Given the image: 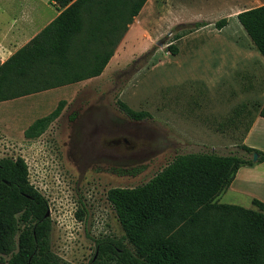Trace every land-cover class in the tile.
<instances>
[{
    "label": "rangeland",
    "instance_id": "374dc122",
    "mask_svg": "<svg viewBox=\"0 0 264 264\" xmlns=\"http://www.w3.org/2000/svg\"><path fill=\"white\" fill-rule=\"evenodd\" d=\"M203 2L147 0L99 76L0 103V158L26 164L28 182L47 202L49 250L62 264H87L96 239L122 235L107 190L143 184L179 154L250 157L238 146L264 100V65L247 40L237 35L228 42L230 33L214 28L228 6ZM197 21L205 26L192 29ZM59 100L65 101L60 115L39 137L25 139L24 129ZM116 100L149 118L129 120ZM105 115L115 119L116 134L107 133ZM90 122L97 133L88 136ZM258 135L250 142L264 147V133ZM224 196L254 209L246 195Z\"/></svg>",
    "mask_w": 264,
    "mask_h": 264
},
{
    "label": "trees",
    "instance_id": "16d2710c",
    "mask_svg": "<svg viewBox=\"0 0 264 264\" xmlns=\"http://www.w3.org/2000/svg\"><path fill=\"white\" fill-rule=\"evenodd\" d=\"M145 1L51 0L57 16L0 64V102L99 76ZM236 19L264 61V4ZM224 25V19L214 23ZM167 51L176 53L173 45ZM64 105L59 100L23 137H39ZM115 106L129 120L149 118L120 100ZM257 114L264 118V103ZM238 147L250 157L179 154L143 184L107 190L122 235L96 239L87 264H264V204L252 199L248 209L215 200L240 167L253 164V154L255 163L264 160L263 153ZM46 212L23 160L0 158L1 264H62L49 250Z\"/></svg>",
    "mask_w": 264,
    "mask_h": 264
},
{
    "label": "crops",
    "instance_id": "0c3cea01",
    "mask_svg": "<svg viewBox=\"0 0 264 264\" xmlns=\"http://www.w3.org/2000/svg\"><path fill=\"white\" fill-rule=\"evenodd\" d=\"M203 1H204L203 3L205 4H207V2L213 1L218 3H224L226 6H228L224 9L225 12L220 13L221 16L218 19V20L224 19L225 25L219 29H216L215 27L214 28L221 32L222 30H224L225 33H230L229 36H227L228 39L237 38L238 35L240 38L247 40L254 49L258 59L261 60V62L264 65L263 59L256 51V49L254 48V46L252 45L249 38L246 36L245 32L243 31L242 27L239 25L236 19V15L238 13L263 5L264 0H203ZM185 3L189 5L188 2ZM57 14L58 11L51 3V0H0V64L3 63L6 59H8L16 50L24 46L44 26H46L49 22H51L52 19H54L57 16ZM202 17L203 16L198 15L197 19ZM200 22L201 21H197L191 23L190 25L192 27L194 24H199ZM204 26H200L198 28H202ZM229 28L236 29L237 33L231 35L232 31L227 30ZM228 42H231V39H229ZM81 82L19 96L13 99L2 101L0 103H8V102L12 103L16 101L28 100L31 99L32 97L46 94L48 92H53L56 90L75 86L77 84H80ZM263 103L264 100L258 106L255 115L251 120V124L248 130L245 132V135L243 136L240 145H244L245 147L257 150L264 154L263 146H259V145L256 146L255 144H253V142H250L251 138L254 139L255 135L259 136L258 135L259 133H264V118L259 117L257 114L259 108ZM226 192L248 196L249 199L248 205H250V207H251L252 199H255L261 202L262 204H264V160L260 163H254L250 166L240 167L235 173V176L231 181V183L229 184V186L227 187V189L224 190L222 193H220L215 199L217 203L233 205V202H229L227 200L228 198L224 196Z\"/></svg>",
    "mask_w": 264,
    "mask_h": 264
},
{
    "label": "flooded vegetation",
    "instance_id": "af4514ba",
    "mask_svg": "<svg viewBox=\"0 0 264 264\" xmlns=\"http://www.w3.org/2000/svg\"><path fill=\"white\" fill-rule=\"evenodd\" d=\"M102 122H103L104 127L106 126V129L108 130L107 133H109L110 135L116 134V132L114 131V129L117 128V124H116V121H115V119L113 117L108 116V115H105L103 117ZM89 124L92 125V122H90ZM91 127H93V128H88V126L86 127L88 136H91L92 134L97 133V132H93L94 129H95L94 124ZM123 127L125 128L126 125L124 124ZM122 142L125 145L124 149L127 150L128 152L133 149V145L131 146L129 144V142L126 140V138H122ZM109 143H110V141L106 142V144H109ZM112 143H115V142L112 141ZM125 169H126V167L123 168V170H124L123 172L126 171Z\"/></svg>",
    "mask_w": 264,
    "mask_h": 264
},
{
    "label": "water",
    "instance_id": "95a60500",
    "mask_svg": "<svg viewBox=\"0 0 264 264\" xmlns=\"http://www.w3.org/2000/svg\"><path fill=\"white\" fill-rule=\"evenodd\" d=\"M255 160H256V154H253L251 159L252 163H254ZM45 216H48V211L45 213Z\"/></svg>",
    "mask_w": 264,
    "mask_h": 264
}]
</instances>
